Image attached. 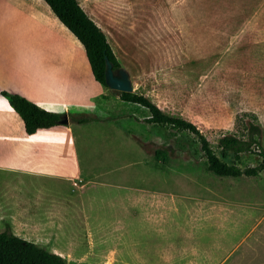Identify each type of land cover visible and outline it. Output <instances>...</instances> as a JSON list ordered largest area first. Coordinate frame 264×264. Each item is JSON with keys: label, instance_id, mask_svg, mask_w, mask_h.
Masks as SVG:
<instances>
[{"label": "crops", "instance_id": "obj_1", "mask_svg": "<svg viewBox=\"0 0 264 264\" xmlns=\"http://www.w3.org/2000/svg\"><path fill=\"white\" fill-rule=\"evenodd\" d=\"M251 37L254 96L220 103L191 85L181 113L200 131L231 129L241 110L254 112L264 128V36ZM126 70L133 80L135 68ZM139 83L172 110L162 83ZM2 90L64 112L69 122L27 134L0 95V229L75 264H264V172L216 175L203 157L174 156L181 146L159 148L166 161L146 154L124 126L138 114L95 80L84 48L59 19L49 26L0 0ZM76 112L94 120L71 123Z\"/></svg>", "mask_w": 264, "mask_h": 264}, {"label": "rangeland", "instance_id": "obj_2", "mask_svg": "<svg viewBox=\"0 0 264 264\" xmlns=\"http://www.w3.org/2000/svg\"><path fill=\"white\" fill-rule=\"evenodd\" d=\"M13 1L42 18L49 26L56 25L58 19L43 5L44 1ZM78 1L106 32L123 67L135 68L132 80L135 91L145 93L139 83L142 78L162 83L172 107L168 112L182 114V103L189 102L192 96L191 85L202 87V90L199 87L200 97L209 96L220 103L245 101L254 96L256 71L249 51L254 43L250 36H264V0ZM49 43L47 56L52 57V41ZM207 84L214 88L206 89ZM110 93L118 96L114 90L110 89ZM126 108L139 117L133 126L127 122L124 126L149 156L154 157L155 150L169 145L182 147L181 152L174 153L176 157H203L200 143L191 132L144 122L141 118L148 111L139 104L128 103ZM219 123L225 124L223 121ZM227 131H235L234 123L231 129L219 127L202 131L218 156L217 139ZM258 152L254 147L253 151L241 153L240 160L235 163L240 168L254 166L261 161ZM223 160L231 161L230 157Z\"/></svg>", "mask_w": 264, "mask_h": 264}, {"label": "trees", "instance_id": "obj_3", "mask_svg": "<svg viewBox=\"0 0 264 264\" xmlns=\"http://www.w3.org/2000/svg\"><path fill=\"white\" fill-rule=\"evenodd\" d=\"M55 16L62 22L82 44L88 59L92 74L96 81L106 86L104 78L105 58L111 61L113 68H122L123 65L114 53L105 31L97 25L79 5L77 0H44ZM86 12V13H85ZM122 101L136 103L145 107L149 117L144 120L148 123L167 126L174 131H188L194 134L199 143L207 171L216 175L238 177L255 176L264 171V128L257 115L251 111H240L234 119L235 131H227L217 139L220 149L218 156L210 147L208 139L199 130L195 123L182 114H175L161 109L144 92H119L114 90ZM12 109L21 118L27 134L36 132L39 128H48L59 125L64 112L46 110L36 103L26 99L18 93L0 91ZM70 122L81 124L94 120L86 113H70ZM247 119V120H246ZM240 129V132L238 131ZM239 133V134H238ZM258 148L261 161L254 166L240 168L235 163L241 158V153ZM166 161V153L155 150L156 159ZM227 162L224 158H229ZM0 264H68L61 256L50 252L46 247L20 238L12 233L9 227L0 229ZM70 264H75L71 262Z\"/></svg>", "mask_w": 264, "mask_h": 264}, {"label": "water", "instance_id": "obj_4", "mask_svg": "<svg viewBox=\"0 0 264 264\" xmlns=\"http://www.w3.org/2000/svg\"><path fill=\"white\" fill-rule=\"evenodd\" d=\"M105 58L104 78L107 87L119 92H134L129 72L125 68L114 69L111 61ZM60 124H68V116L64 114L59 120Z\"/></svg>", "mask_w": 264, "mask_h": 264}]
</instances>
